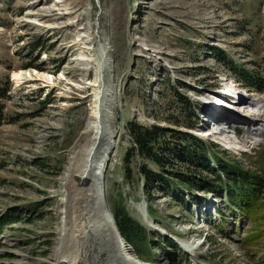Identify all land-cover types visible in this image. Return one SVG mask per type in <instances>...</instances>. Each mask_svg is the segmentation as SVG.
Segmentation results:
<instances>
[{
	"label": "rangeland",
	"instance_id": "obj_1",
	"mask_svg": "<svg viewBox=\"0 0 264 264\" xmlns=\"http://www.w3.org/2000/svg\"><path fill=\"white\" fill-rule=\"evenodd\" d=\"M34 1L0 0V214L14 207L23 215L0 234V264H54L64 223L63 176L91 121L92 90L84 88V82L94 73L83 68L91 65L85 58L100 44V26L106 58L119 67L118 73L112 70L115 79L106 87L116 96L111 107L118 136L103 192L109 208L120 194L129 214L146 228L141 212L149 213L157 229L151 230L149 244L139 245L145 264H171L175 256L181 264H264V204L253 221L224 209L223 202L200 190L181 202L172 198L180 190L162 185L152 194L148 212L142 178L135 171L134 179L126 180L122 163L130 146L127 121L206 132L203 116L222 122L214 117H242L249 110L238 109L243 103L237 89L248 95L246 99L264 93V88L243 85L232 71L240 65L264 74V0ZM59 3L68 4L66 15L60 14ZM36 39L40 45L32 47ZM70 60L82 70L57 78ZM21 69L51 73L55 81L17 82L13 74ZM69 80L77 84L72 87ZM229 82L226 86L240 98L238 108L223 109L222 101L219 107L206 103L208 96H216V87ZM182 97L191 106H185ZM189 122L195 126H187ZM232 124L240 126L236 138L229 128L204 140L264 177V141L248 137L243 123ZM138 161L132 163L135 170ZM261 197L264 203V190ZM217 207L224 210L225 219L216 213ZM249 230L252 238L246 243L241 238ZM158 235L172 238L180 249ZM180 246L198 248L187 253Z\"/></svg>",
	"mask_w": 264,
	"mask_h": 264
},
{
	"label": "bare ground",
	"instance_id": "obj_2",
	"mask_svg": "<svg viewBox=\"0 0 264 264\" xmlns=\"http://www.w3.org/2000/svg\"><path fill=\"white\" fill-rule=\"evenodd\" d=\"M42 1L35 0L33 3L39 5ZM59 5L63 7L59 8L62 10L60 14L66 15L68 4L59 3ZM43 10L49 12L52 9L44 7ZM84 18L78 19L81 21ZM70 23L69 21L64 22L68 25ZM85 23L88 27V21ZM92 35L94 34L92 33ZM96 37L100 44L97 47L94 46L91 54L85 58L90 61L91 65L83 68L85 70L91 68L94 73V78L84 82V88L92 90L91 121L87 125L88 135L84 137V140L70 156L63 176L66 184L64 192L61 194L64 205V223L60 229V244L56 250L54 264H145L118 235L103 192L106 189L105 182L108 169L113 164L111 157L114 156L115 151L113 152V149L116 147L118 136V130L115 129L114 108L111 107L115 103L116 96H114L113 91L107 93L106 87L108 82L115 79L111 75L112 70L115 68L118 73L119 67L115 61L111 63L108 57L106 58L108 50L102 44L104 39L103 27H99ZM69 70L82 69L70 60L64 65L57 78L65 79L64 75ZM13 77L17 82L22 78L44 79L51 83L55 81L51 73L37 71L33 73L25 69L14 72ZM67 84L73 87L77 83L69 80ZM251 96L252 98L241 100L249 108V110L243 108L245 112L248 111L242 113L244 114L242 117L221 114L214 119L216 121L243 123L247 126L248 137H262L261 141H264V93H254ZM238 100L240 101V98ZM212 111L215 113V110ZM211 113L210 115H212ZM219 117L225 119L220 120ZM260 125L261 127H259ZM224 131L220 130L219 133L222 134ZM205 134L206 132H203L202 135ZM257 140L260 141V138ZM137 205L143 208L142 203ZM145 216L144 222L155 227L156 225L147 214Z\"/></svg>",
	"mask_w": 264,
	"mask_h": 264
},
{
	"label": "trees",
	"instance_id": "obj_3",
	"mask_svg": "<svg viewBox=\"0 0 264 264\" xmlns=\"http://www.w3.org/2000/svg\"><path fill=\"white\" fill-rule=\"evenodd\" d=\"M32 45V47L40 45L39 39H36ZM61 62L58 61L54 67L56 72ZM29 65L42 69L33 63ZM232 71L241 79L243 85L254 87L259 91L264 88V74L257 70L237 65L232 67ZM182 102L185 106L187 104L191 106L183 97ZM195 123L186 124L193 127ZM125 130L130 138V146L126 148L122 158L123 176L126 180H133L137 171L142 178V190L148 212H151L152 194L157 187L163 185L171 191H181L180 195H172V198L178 201L185 202V195L193 198L194 192L200 190L204 195H211L223 202L224 209L237 211L243 217L255 221L256 209L264 204L261 197L264 177L257 169L243 167L238 161L229 159L223 154L224 152L221 154L214 143L207 142L192 132L167 128L159 124L144 125L135 120L127 121ZM136 158L141 161L137 162L135 170L132 163ZM212 162L214 165L211 164ZM205 172L212 173V177L204 176ZM165 196L170 195L165 193ZM110 210L118 231L131 245L135 254L143 260L139 245L144 242L149 244L153 231L144 227L129 214L120 194ZM216 210L221 218L225 219L224 210L220 207ZM22 216V212L14 207L1 213L0 234L5 227L21 221ZM250 231L241 238L246 243L252 238ZM158 236L163 242L179 250L172 238ZM253 236L257 237L256 234ZM181 262L183 261L175 256L171 264H181Z\"/></svg>",
	"mask_w": 264,
	"mask_h": 264
},
{
	"label": "water",
	"instance_id": "obj_4",
	"mask_svg": "<svg viewBox=\"0 0 264 264\" xmlns=\"http://www.w3.org/2000/svg\"><path fill=\"white\" fill-rule=\"evenodd\" d=\"M108 205V204H107ZM107 208H108V211L110 212V215H111V217L113 218V215H112V213H111V210H110V208H109V206H107ZM113 222H114V219H113ZM114 226L116 227V224L114 223ZM116 229H117V227H116ZM117 232H118V235L120 236V238L123 240V242L129 247V245H128V243L126 242V240L122 237V235L120 234V232L118 231V229H117ZM133 250V249H132ZM134 252V251H133Z\"/></svg>",
	"mask_w": 264,
	"mask_h": 264
}]
</instances>
